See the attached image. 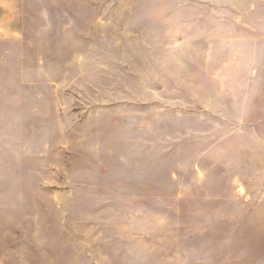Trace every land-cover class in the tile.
Here are the masks:
<instances>
[{
  "label": "rangeland",
  "instance_id": "1",
  "mask_svg": "<svg viewBox=\"0 0 264 264\" xmlns=\"http://www.w3.org/2000/svg\"><path fill=\"white\" fill-rule=\"evenodd\" d=\"M259 1L25 0L0 264H264Z\"/></svg>",
  "mask_w": 264,
  "mask_h": 264
},
{
  "label": "crops",
  "instance_id": "2",
  "mask_svg": "<svg viewBox=\"0 0 264 264\" xmlns=\"http://www.w3.org/2000/svg\"><path fill=\"white\" fill-rule=\"evenodd\" d=\"M259 0H211L237 9ZM247 10V8L245 9ZM25 0H0V117L10 134L22 132L23 47L26 34Z\"/></svg>",
  "mask_w": 264,
  "mask_h": 264
}]
</instances>
